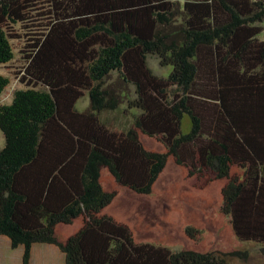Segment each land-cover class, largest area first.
I'll return each instance as SVG.
<instances>
[{"label":"trees","instance_id":"16d2710c","mask_svg":"<svg viewBox=\"0 0 264 264\" xmlns=\"http://www.w3.org/2000/svg\"><path fill=\"white\" fill-rule=\"evenodd\" d=\"M47 1L51 18L27 71L49 90L35 82L0 105V234L13 248L24 246L22 263L30 264L37 242L58 245L66 264L242 258L217 245L173 251L139 242L127 223L104 212L117 191L106 190L103 172L147 195L170 155L197 189L224 180L221 211L236 236L264 241V0ZM32 5L0 0V64L14 57L7 24L30 19ZM9 83L0 73V96ZM85 91L90 104L81 111ZM124 102L137 112L133 124L108 127L102 113ZM142 133L167 151L147 149ZM76 223L61 240L57 225ZM185 231L193 241L200 234L193 225Z\"/></svg>","mask_w":264,"mask_h":264},{"label":"rangeland","instance_id":"374dc122","mask_svg":"<svg viewBox=\"0 0 264 264\" xmlns=\"http://www.w3.org/2000/svg\"><path fill=\"white\" fill-rule=\"evenodd\" d=\"M47 2L32 0L33 5L28 10L30 19L11 21L6 26L14 57L8 63L0 64V73L10 79L9 85L0 96V105L10 103L17 90L33 87L35 82L38 88L49 90L48 86L37 81L27 71L30 65L28 54L33 52L35 38L41 36L51 18L45 13L49 8ZM260 38L264 39V32ZM150 59L154 70L159 71L158 73L164 72L165 69L160 66L156 56H151ZM169 71L170 68H167L166 73ZM117 76L115 74V78ZM29 78L33 80L31 85H28ZM132 89L134 90V87ZM89 104V94L85 91L77 107L83 111ZM126 109L127 102H124L117 110L103 112L101 119L112 129L126 130L133 124L137 114L134 109L130 111ZM184 123V131H188L190 128L188 118H185ZM140 137L147 149L167 151L166 146L158 138L143 133ZM4 146L5 136L0 129V149ZM102 176L106 190L117 191L116 198L104 212L118 221L127 223L137 241L167 246L173 251L189 247H200L205 250L217 245L224 250L235 249L242 252L243 257L235 259L232 264H264V241L239 240L232 228L230 217L221 211L223 204L221 187L224 180L214 182L204 190L197 189L186 168L177 164L172 155L168 157L166 168L155 183L153 191L147 195L137 194L128 188L118 186L109 173L103 172ZM77 224L59 225L57 235L65 240L64 237L74 233ZM188 225L196 226L200 230L194 241L186 235L185 229ZM4 254L7 252H0V256ZM55 258V256L51 258L52 262H55ZM7 259V256L0 257V264L8 262Z\"/></svg>","mask_w":264,"mask_h":264},{"label":"crops","instance_id":"0c3cea01","mask_svg":"<svg viewBox=\"0 0 264 264\" xmlns=\"http://www.w3.org/2000/svg\"><path fill=\"white\" fill-rule=\"evenodd\" d=\"M224 183L225 181L222 182V187ZM77 225L78 226L74 230V232L79 228L80 223H78ZM70 235L71 234H69L68 236ZM13 250H17V251L14 252ZM2 251L7 252V254L6 255L4 254V256L8 257L7 259L8 262L3 264H22V257H23L22 252H24V246L20 245L17 248H13L11 245V239L7 235L0 234V252ZM4 256H0V257H4ZM54 256L56 257L55 262H52L51 258ZM30 264H66V256L58 245L53 243L38 242V243H34L32 246Z\"/></svg>","mask_w":264,"mask_h":264},{"label":"clouds","instance_id":"9594fccd","mask_svg":"<svg viewBox=\"0 0 264 264\" xmlns=\"http://www.w3.org/2000/svg\"><path fill=\"white\" fill-rule=\"evenodd\" d=\"M57 226H59V225H57ZM58 233V232H57ZM38 243V242H37ZM39 243H42V242H39ZM32 250V249H31ZM23 254H24V252H23ZM22 260H23V257H22ZM31 260V259H30ZM23 264V263H22Z\"/></svg>","mask_w":264,"mask_h":264}]
</instances>
